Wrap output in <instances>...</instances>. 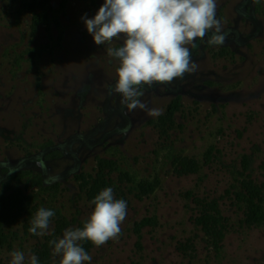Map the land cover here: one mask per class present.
<instances>
[{
	"label": "rangeland",
	"instance_id": "374dc122",
	"mask_svg": "<svg viewBox=\"0 0 264 264\" xmlns=\"http://www.w3.org/2000/svg\"><path fill=\"white\" fill-rule=\"evenodd\" d=\"M36 1L0 0V264L14 250L59 264L49 241L82 227L107 187L127 216L118 240L83 243L87 264H264V221L248 203L264 209V0H217L225 42L197 38V71L141 89L157 116L113 91L119 62L81 20L104 0H50L39 22ZM40 207L56 215L33 236Z\"/></svg>",
	"mask_w": 264,
	"mask_h": 264
},
{
	"label": "clouds",
	"instance_id": "9594fccd",
	"mask_svg": "<svg viewBox=\"0 0 264 264\" xmlns=\"http://www.w3.org/2000/svg\"><path fill=\"white\" fill-rule=\"evenodd\" d=\"M261 0H253L259 4ZM217 0H104L93 18L85 13L81 20L98 46L107 45V55L119 62L113 91L129 110H146L149 116L160 114L141 101V89L154 82H170L185 73L198 70L189 46L197 38L208 36V43L221 46L226 39L217 18ZM115 41L121 46L113 47ZM93 210L82 227L67 228L62 238L49 241L53 257L59 264H87L92 257L83 243L96 247L118 240L121 224L127 216V202L116 198L107 187L90 202ZM55 211L40 207L30 220L28 231L33 236L48 233ZM9 264H38L34 254L9 253Z\"/></svg>",
	"mask_w": 264,
	"mask_h": 264
},
{
	"label": "trees",
	"instance_id": "16d2710c",
	"mask_svg": "<svg viewBox=\"0 0 264 264\" xmlns=\"http://www.w3.org/2000/svg\"><path fill=\"white\" fill-rule=\"evenodd\" d=\"M35 7L41 8V11L37 12L34 15V19L36 22H39L43 19V21H48L49 20V10L48 8L50 7V0H37L35 3ZM178 106V100H175L173 104V108H176ZM245 165L247 168L250 167V159L247 157V160L245 159ZM158 186V182L151 181L148 179L142 180L141 182L138 183V188L140 191L143 193H153ZM6 195L1 194L0 195V222H2L5 218V214L3 212L5 202H6ZM13 201L15 203H21L23 206H27L29 199L28 197L24 194V192L21 189H17L16 191L13 192ZM249 199V206L252 211V219L255 222L261 223L264 221V209L262 206V203L257 201L258 197L257 196H251L248 198ZM261 201H263L261 199ZM151 224V219L147 218L144 219L141 223H139L140 226H146ZM140 230V227H138ZM44 257L47 258V255L49 254L48 250L44 251ZM47 254V255H46Z\"/></svg>",
	"mask_w": 264,
	"mask_h": 264
},
{
	"label": "flooded vegetation",
	"instance_id": "af4514ba",
	"mask_svg": "<svg viewBox=\"0 0 264 264\" xmlns=\"http://www.w3.org/2000/svg\"><path fill=\"white\" fill-rule=\"evenodd\" d=\"M1 194H3V193H1ZM1 194H0V195H1ZM4 195H5V194H4Z\"/></svg>",
	"mask_w": 264,
	"mask_h": 264
}]
</instances>
